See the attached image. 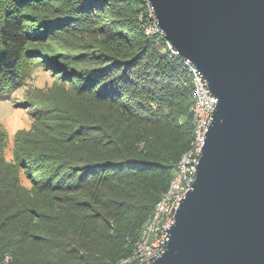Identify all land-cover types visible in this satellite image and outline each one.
<instances>
[{
  "label": "trees",
  "instance_id": "16d2710c",
  "mask_svg": "<svg viewBox=\"0 0 264 264\" xmlns=\"http://www.w3.org/2000/svg\"><path fill=\"white\" fill-rule=\"evenodd\" d=\"M148 9L146 0H0V91L44 65L71 98L34 103L11 159L0 125V264H117L132 253L193 139L190 76L161 36L143 31ZM68 11L73 26L94 11L104 18L93 49L80 61L69 54L67 70L40 48L66 32ZM46 25L52 33L36 46Z\"/></svg>",
  "mask_w": 264,
  "mask_h": 264
},
{
  "label": "water",
  "instance_id": "95a60500",
  "mask_svg": "<svg viewBox=\"0 0 264 264\" xmlns=\"http://www.w3.org/2000/svg\"><path fill=\"white\" fill-rule=\"evenodd\" d=\"M217 97L195 179L148 264H264V0H148Z\"/></svg>",
  "mask_w": 264,
  "mask_h": 264
},
{
  "label": "built area",
  "instance_id": "2783aa9c",
  "mask_svg": "<svg viewBox=\"0 0 264 264\" xmlns=\"http://www.w3.org/2000/svg\"><path fill=\"white\" fill-rule=\"evenodd\" d=\"M146 1L152 20L144 24L143 31L148 35L161 36L164 40L162 50L168 49L172 54L179 55L178 51L166 39L152 7L148 0ZM181 59L190 76L193 139L190 146L181 154L167 189L155 203L141 227L132 253L117 264H148L164 253L170 239V228L175 222L177 207L195 179L205 133L213 119L217 97L210 91L202 73L189 60L182 57Z\"/></svg>",
  "mask_w": 264,
  "mask_h": 264
},
{
  "label": "rangeland",
  "instance_id": "374dc122",
  "mask_svg": "<svg viewBox=\"0 0 264 264\" xmlns=\"http://www.w3.org/2000/svg\"><path fill=\"white\" fill-rule=\"evenodd\" d=\"M52 6H57L59 2H49ZM64 5V4H61ZM52 6H46L42 4V7H47L51 10L52 14L58 15V9L55 11L52 9ZM58 8V7H57ZM98 12L94 11L91 16V21L89 23L83 22L78 26H73L76 24V15L71 14L68 11L65 18L61 17V21H64V26H60L63 29H67L62 35H60L55 41L48 42L46 47L40 48V50L48 49L49 52H46V56L55 59L59 65H65L68 69H75V64L69 62V54H73L72 61H80L78 58V52L86 49L91 51L92 46H87L86 43L91 42L92 31L94 26L103 21V16H96ZM74 16L68 18L70 16ZM60 19V16L59 18ZM74 22H67V20ZM36 29H40L41 25L36 24ZM48 27V29H46ZM61 31V30H60ZM52 33V30L48 25L43 27L41 30V35L39 37L34 36L33 43L36 41H41V43L35 44L36 46H45L43 43H46L48 35ZM94 37V36H93ZM43 41V42H42ZM87 47V48H86ZM39 48V47H38ZM51 51V52H50ZM58 53L59 55H57ZM43 54V53H42ZM40 60L44 59V55L39 57ZM88 62H86L87 64ZM81 67L85 66L84 62L76 63ZM59 80L56 78V75L53 74L51 70L44 65L35 66L32 68L31 73L26 78L25 82L19 87L12 89L9 93H4L0 91V125L4 129L7 135V146L5 149V156L7 159L12 157V142L14 133L19 129H29L33 123V114L31 113L33 108H36L34 103H37L40 99L49 98L52 95H55L59 100L70 102L71 98H66V95L61 92L59 89ZM68 86L67 84L65 87ZM52 100H49L47 103H50ZM69 105V104H66Z\"/></svg>",
  "mask_w": 264,
  "mask_h": 264
}]
</instances>
